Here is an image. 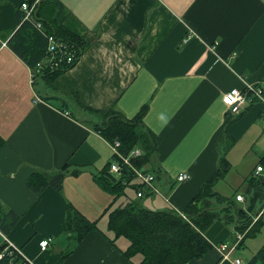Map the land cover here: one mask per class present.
<instances>
[{
    "label": "crops",
    "instance_id": "crops-1",
    "mask_svg": "<svg viewBox=\"0 0 264 264\" xmlns=\"http://www.w3.org/2000/svg\"><path fill=\"white\" fill-rule=\"evenodd\" d=\"M26 0H0V205L18 214L0 245L19 247L35 264H134L105 231L104 208L111 200L94 174L109 161V143L86 120L84 107L115 109L125 117L142 107L144 126L157 136L152 161L158 168L142 204L181 212L218 158L228 161L213 189L242 195L245 180L264 155V98L236 109L222 95L246 84L264 96V0H60L63 24L85 46L73 66L51 84L33 78L30 67L7 39ZM65 163L60 190L34 193L26 180L35 169ZM187 178L178 180L180 173ZM129 197H135L126 192ZM243 196V195H242ZM123 199L121 196L115 201ZM242 205L245 198L238 200ZM70 203L98 229L74 241L64 232ZM264 222V215H263ZM5 238H3L2 234ZM213 247L187 264L246 263L264 240V226L224 257L217 245L233 241V229L215 221L205 231ZM49 236L47 246L39 242Z\"/></svg>",
    "mask_w": 264,
    "mask_h": 264
},
{
    "label": "trees",
    "instance_id": "trees-1",
    "mask_svg": "<svg viewBox=\"0 0 264 264\" xmlns=\"http://www.w3.org/2000/svg\"><path fill=\"white\" fill-rule=\"evenodd\" d=\"M29 4L34 0H26ZM64 6L60 0H37L32 14L23 18V11H17V27L7 39L9 48L30 67L33 78H43L49 84L67 68L73 66L82 53L84 39L70 31L64 24ZM37 22L40 23L37 26ZM48 35L60 41L61 51L48 50ZM71 55L67 61L66 56ZM52 65V66H51ZM86 120L109 143L119 142L118 151L129 155L133 148L140 150L139 155H130L129 164L121 163L119 174L110 172V164L120 161V157L111 152L108 162L94 174L97 183L111 195V200L102 211L106 215L105 231L112 243L117 238H125L127 245L122 253L129 259L138 257L134 264H187L189 260L203 255L214 242L209 240L205 231L215 221H222L235 233H242L237 244L253 236L263 224L264 215V178L250 176L245 180L242 195L245 204H238L235 191L222 195L213 189L217 179L228 169V161L218 158L217 166L209 178L201 183L194 196L186 203L181 212L168 207L151 209L142 204V197L148 189L141 188L133 168L151 172L154 176L158 168L152 161L157 149V136L152 134L142 122V107L134 116L125 117L115 109H96L84 107ZM264 168V155L260 159ZM80 166L70 167L65 163L53 170L35 169L27 178L28 187L39 193L50 185L60 190L67 172L76 173ZM130 186L135 194L139 188L142 195L129 197L125 190ZM123 197L115 201L118 197ZM200 202V205H198ZM18 214L0 205V231L7 233L18 219ZM98 219H89L70 203L66 206L64 232L74 241L80 240L88 231L98 229ZM12 254H5L0 264H6ZM69 253L66 250L56 264ZM245 264H264V240L250 254Z\"/></svg>",
    "mask_w": 264,
    "mask_h": 264
},
{
    "label": "built area",
    "instance_id": "built-area-1",
    "mask_svg": "<svg viewBox=\"0 0 264 264\" xmlns=\"http://www.w3.org/2000/svg\"><path fill=\"white\" fill-rule=\"evenodd\" d=\"M37 0H34L32 3H28L27 1H23L20 3V7L23 11V18H27L29 17L34 9V3ZM37 26L40 25L39 22L36 23ZM48 50H50L52 52V50H58L61 51L64 48V45L60 42L55 40L52 35H48V46H47ZM71 55H67L66 56V60L70 61ZM52 66V65H51ZM31 75L33 77V74L31 72ZM254 98H258V99H262L264 98L263 96V90L260 86L257 85H252V84H246L245 87L241 90L236 89V88H232L226 92L223 93L222 95V99L224 101V103L231 107L232 109H236L237 106L243 102L244 100H252ZM112 151L114 153H116L119 157H120V161H113L110 164V172H113L115 174H119L120 172V168L122 166L121 163H128L129 164V156L130 155H139L140 154V150L138 148H133L130 151L129 155H123L118 151V145L119 142L118 141H114L113 143L109 144ZM134 170V174L136 176V178L142 183V187L141 188H145L148 190H152L153 187V179H154V175L151 172L148 171H144L141 169H137V168H133ZM262 167L261 165H257L256 167V172L261 171ZM187 178V174L186 173H180L177 176L178 180H184ZM139 188L136 192L137 196L142 195V189ZM236 199L237 200H243V196L241 194H237L236 195ZM3 238L4 235H2ZM242 237V233H235V241L234 243L231 245V248H229L228 250L225 251V249L227 248V243L226 242H222L219 243L217 245V248L221 251L222 255L224 257H226L228 255V251L231 250L239 241V239ZM51 238L49 236L44 237L40 240L39 242V246L41 249H44L49 240ZM11 248H13L14 250H16V256L13 257L11 256L9 258V260L6 262V264H35L33 262V260L31 259L30 256H28L24 251H22L21 248L14 246L13 244L6 242L5 245H3V247H0V259L7 253L9 255L12 254V250ZM234 263L235 264H245L244 262H242L239 258H235L234 259Z\"/></svg>",
    "mask_w": 264,
    "mask_h": 264
},
{
    "label": "rangeland",
    "instance_id": "rangeland-1",
    "mask_svg": "<svg viewBox=\"0 0 264 264\" xmlns=\"http://www.w3.org/2000/svg\"><path fill=\"white\" fill-rule=\"evenodd\" d=\"M124 191H125V192H131V193L134 195V190H133L130 186H126ZM119 198H120V196H119ZM237 203H238V204H241L240 201H237ZM262 226H264V222H263ZM1 234H2V233H1ZM2 235H3V234H2Z\"/></svg>",
    "mask_w": 264,
    "mask_h": 264
},
{
    "label": "water",
    "instance_id": "water-1",
    "mask_svg": "<svg viewBox=\"0 0 264 264\" xmlns=\"http://www.w3.org/2000/svg\"><path fill=\"white\" fill-rule=\"evenodd\" d=\"M198 205H200V202H198ZM3 245H5V243L1 244L0 247H3Z\"/></svg>",
    "mask_w": 264,
    "mask_h": 264
}]
</instances>
